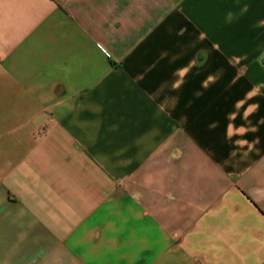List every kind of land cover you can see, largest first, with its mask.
Here are the masks:
<instances>
[{
    "label": "crops",
    "instance_id": "obj_1",
    "mask_svg": "<svg viewBox=\"0 0 264 264\" xmlns=\"http://www.w3.org/2000/svg\"><path fill=\"white\" fill-rule=\"evenodd\" d=\"M0 264H264V0H0Z\"/></svg>",
    "mask_w": 264,
    "mask_h": 264
}]
</instances>
